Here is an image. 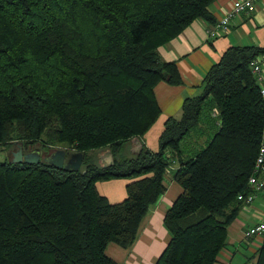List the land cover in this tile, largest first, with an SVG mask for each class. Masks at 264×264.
I'll return each mask as SVG.
<instances>
[{"label":"trees","instance_id":"obj_1","mask_svg":"<svg viewBox=\"0 0 264 264\" xmlns=\"http://www.w3.org/2000/svg\"><path fill=\"white\" fill-rule=\"evenodd\" d=\"M219 0H0V145L84 154L80 171L0 162V264H117L166 192L170 242L155 264H216L249 185L264 125L251 63L264 47H231L207 72L200 95L170 117L153 152L144 136L161 116L155 89L183 84L159 49L196 20L216 24ZM201 149H186L192 136ZM207 137V139H205ZM139 138V155L125 157ZM67 147V148H66ZM111 151L114 166L98 154ZM133 178L111 203L98 182ZM264 238V236H263ZM254 264H264V241Z\"/></svg>","mask_w":264,"mask_h":264},{"label":"crops","instance_id":"obj_2","mask_svg":"<svg viewBox=\"0 0 264 264\" xmlns=\"http://www.w3.org/2000/svg\"><path fill=\"white\" fill-rule=\"evenodd\" d=\"M235 1L237 0H219L211 7L216 24L226 17ZM216 24L196 20L178 38L159 49V56L163 62L177 64L183 84L171 86L161 82L157 85L155 92L162 113L143 138V143L149 150L153 152L159 150L158 140L166 121L170 117L181 118L184 101L202 93V84L207 72L221 60L229 48L264 47V0L257 3L253 14H237L229 20L227 32H220L212 37L207 31ZM8 158L12 161V152L8 154ZM176 167L178 163L171 166L173 170ZM260 177L264 179V172ZM166 180V192L149 210L132 247L122 249L116 244H110L107 248V255L117 264H155L168 246L171 237L164 219L166 212L181 195L182 188L172 179V175L171 180L167 182ZM128 184L126 181L113 179L98 182L97 188L111 203H120L127 196ZM261 221H264V197L258 194L252 204H243L237 219L229 226L227 247L216 264H254L264 238L248 239L245 232Z\"/></svg>","mask_w":264,"mask_h":264},{"label":"built area","instance_id":"obj_3","mask_svg":"<svg viewBox=\"0 0 264 264\" xmlns=\"http://www.w3.org/2000/svg\"><path fill=\"white\" fill-rule=\"evenodd\" d=\"M261 0H237L234 2L232 9L227 13L218 24L210 28L207 32L210 36L215 37L220 32H227L229 20L235 17L237 14H253L256 11L257 3ZM251 72L256 78L258 85L260 86V95L264 108V56H260L252 61ZM264 172V125L262 130V141L259 149V154L255 162V168L252 176L249 180V185L252 188V193L248 195H239L238 200L242 201L244 205L252 204L257 195L261 194L264 197V179L260 176ZM245 236L248 239L263 237L264 236V221H261L255 226L250 227L245 232Z\"/></svg>","mask_w":264,"mask_h":264},{"label":"water","instance_id":"obj_4","mask_svg":"<svg viewBox=\"0 0 264 264\" xmlns=\"http://www.w3.org/2000/svg\"><path fill=\"white\" fill-rule=\"evenodd\" d=\"M16 149L12 151V164L35 165L45 163L58 169L68 172H78L84 163V154L82 152H67L66 149H56L51 151H42L40 148L31 150L28 144L15 142ZM142 150V142L135 138L131 142V151L134 155H139ZM100 163L104 168L114 166L115 160L111 151H105L99 156Z\"/></svg>","mask_w":264,"mask_h":264},{"label":"rangeland","instance_id":"obj_5","mask_svg":"<svg viewBox=\"0 0 264 264\" xmlns=\"http://www.w3.org/2000/svg\"><path fill=\"white\" fill-rule=\"evenodd\" d=\"M201 93V92H200ZM162 134V133H161ZM199 138V136H197V135H192L186 142H185V144H184V146L186 147V149H191V150H196V149H201L202 147H205L206 146V142L205 143H203V144H201V146H196L195 145V141L197 140ZM205 139H207V137H205ZM159 141V140H158ZM159 143V142H158ZM60 148H62V147H60ZM67 148V147H66ZM159 149V148H158ZM101 154L99 153L98 154V157L100 156ZM125 157H127V158H131L132 157V151H131V147L130 146H128L127 148H126V153H125ZM9 161V159H8V152H7V149H6V147H4V146H1L0 145V162H8ZM172 168L170 167L169 168V170H168V172H167V175H166V178L165 179H167L166 180V182L168 181V180H171V172H172ZM120 181H126V182H128V183H130V182H132V181H134V180H136V179H133V178H121V179H119ZM101 188H104V187H102L101 186Z\"/></svg>","mask_w":264,"mask_h":264},{"label":"flooded vegetation","instance_id":"obj_6","mask_svg":"<svg viewBox=\"0 0 264 264\" xmlns=\"http://www.w3.org/2000/svg\"><path fill=\"white\" fill-rule=\"evenodd\" d=\"M59 149H65V148H59ZM66 151H67V152H73V151H69V150H67V149H66Z\"/></svg>","mask_w":264,"mask_h":264}]
</instances>
